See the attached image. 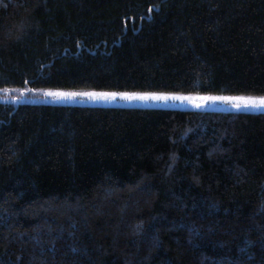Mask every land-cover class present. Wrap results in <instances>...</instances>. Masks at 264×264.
<instances>
[{
	"label": "trees",
	"instance_id": "16d2710c",
	"mask_svg": "<svg viewBox=\"0 0 264 264\" xmlns=\"http://www.w3.org/2000/svg\"><path fill=\"white\" fill-rule=\"evenodd\" d=\"M264 95V0H0V88ZM0 264H264V112L0 101Z\"/></svg>",
	"mask_w": 264,
	"mask_h": 264
},
{
	"label": "rangeland",
	"instance_id": "374dc122",
	"mask_svg": "<svg viewBox=\"0 0 264 264\" xmlns=\"http://www.w3.org/2000/svg\"><path fill=\"white\" fill-rule=\"evenodd\" d=\"M49 92H117V93H145L121 90H98V89H58V88H39L29 89L27 87H3L0 88V101L2 102H50L56 104H71V105H89V106H105V107H144V108H176V109H193V110H222V111H247V112H264V109L254 107L236 108L232 101L209 100L203 107H196L191 101L169 100V101H154V100H129L124 97L115 98H91L89 96H73V97H57L48 95ZM177 93L181 95L191 96H216V97H259L264 95L254 94H224V93H194V92H163ZM200 103V101H197Z\"/></svg>",
	"mask_w": 264,
	"mask_h": 264
},
{
	"label": "snow or ice",
	"instance_id": "6c2138e0",
	"mask_svg": "<svg viewBox=\"0 0 264 264\" xmlns=\"http://www.w3.org/2000/svg\"><path fill=\"white\" fill-rule=\"evenodd\" d=\"M48 95L57 97H73V96H89L91 98H115L124 97L129 100H154V101H169V100H180V101H191L196 107H203L209 100H222L236 102L234 106L236 108H248L254 107L257 109H264V96L253 97V96H241V97H216V96H191L181 95L177 93H163V92H145V93H117V92H49ZM200 101V103H197Z\"/></svg>",
	"mask_w": 264,
	"mask_h": 264
}]
</instances>
